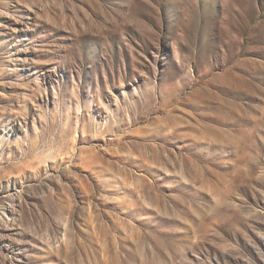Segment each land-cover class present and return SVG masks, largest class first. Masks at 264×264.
Listing matches in <instances>:
<instances>
[{"label": "rangeland", "instance_id": "obj_1", "mask_svg": "<svg viewBox=\"0 0 264 264\" xmlns=\"http://www.w3.org/2000/svg\"><path fill=\"white\" fill-rule=\"evenodd\" d=\"M0 264H264V0H0Z\"/></svg>", "mask_w": 264, "mask_h": 264}]
</instances>
